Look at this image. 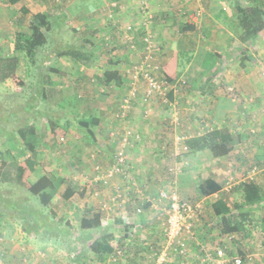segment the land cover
<instances>
[{
	"label": "rangeland",
	"instance_id": "374dc122",
	"mask_svg": "<svg viewBox=\"0 0 264 264\" xmlns=\"http://www.w3.org/2000/svg\"><path fill=\"white\" fill-rule=\"evenodd\" d=\"M43 1L46 7L44 13L50 17L51 26L45 32V45L37 50L34 58H26L21 52L12 51L10 46L14 40L4 37L5 34L10 33L9 28L11 27H13L14 39L17 32L27 33L33 16L27 13H19L16 16L11 14L7 21L0 17V27L5 32L0 37V57L5 60L13 56L17 58L13 74L5 81H0V150L8 149L17 161H24L30 151L22 144L16 130L24 125L37 123L42 133L35 143V150L38 152V166L27 181L33 185L45 178L47 173L65 179L58 193L45 206L41 205L36 198L31 197L25 186L0 182V196L18 202L22 200L34 208L41 209L60 230L58 234L52 233L53 239L51 240H42L41 234H30L29 238L35 240L37 237V242L40 244L51 241L60 245L62 242L65 252L68 249L72 251L76 245L79 254L74 256L65 254L72 261L82 256L81 248L86 247L84 252L86 257L82 259L83 262L78 261V264H98L97 259L95 260L97 253L90 249L92 239L89 240L87 235H103L104 233L102 230L95 233L94 229L87 231L82 228L80 221L83 215L94 218L95 215L98 217L102 214L101 212H104L100 206H94L99 197L103 196L101 191H107L108 200L113 198L117 203L115 210L117 221L115 225L110 226L113 231L119 229L122 224H130L131 220H136L137 216V220L141 217V214L134 215L133 211L131 215L122 214L124 205L126 206L127 203L141 208V213L146 214L149 207L146 205L139 207V204H149L159 208L158 204L150 203L155 202L158 191L161 189L175 190L181 199L191 206L193 217L188 221L191 227L188 236H185L188 241L187 254L181 257L169 253L165 264H222L216 256V249L223 251V259L231 260L238 255L251 258L252 264H264V236L260 235L255 225L256 210L252 209L249 218L251 225H247L245 232L225 234L220 218L214 211V205L204 199L205 192L201 190L205 186L204 181L212 180L214 177L209 174L210 171L203 169L202 165L207 164L210 160L209 156L206 158L204 154L207 153H199L197 161L187 153L181 143L182 137L187 135L179 130V124L186 119L185 107L189 109L191 105L201 104L202 106L199 105L200 110L202 108L205 110V107L209 108L212 102H206V97L200 95L197 90L193 92L188 84L183 82V72L191 64V56L179 54L177 57L176 54L181 52L180 49L183 48L181 46L184 42L194 44L195 40L199 39L204 43L205 39L211 40L209 35L203 28L191 32L183 31L180 35V30L172 25L162 24L159 27L157 23H154L155 17L153 12H150L152 8L147 4L148 0H136L135 15L138 17V22L127 23L121 30H118V33H104L99 34L98 37H94L93 33L84 35L85 33L79 32L80 30L69 27L64 16L57 17L60 19L56 20L52 16L51 13L56 9V5H61L63 0ZM250 2L251 0H231L230 10L235 17L228 19V24L231 21L234 23L240 21L239 18L244 26L258 27L264 24V16L257 18L258 15L252 14L250 18L247 17V14H250L248 12ZM108 4L111 9L122 10L124 0L112 6L110 1ZM259 4L264 11V0H260ZM73 7L75 5H72V9ZM196 12L197 10L193 14L194 17L201 20L204 14L198 15ZM185 16L188 20L191 14L185 13ZM91 19L95 20L94 16ZM204 19L205 17L202 18V22ZM168 21L170 18L167 19ZM75 22L79 23V20ZM229 26L232 35L229 36L228 44L223 46L226 48V53L221 55V62L224 65L220 64L217 73L222 79H218L216 88L221 94L231 93L233 100L239 102L243 98H240L226 79H223V70L226 72L230 66L235 68L243 66L238 60L243 48L249 49L251 53L264 60V31L256 37L242 40L244 36L234 37L231 24ZM239 30L241 29L239 28L238 32ZM133 36L139 37L141 49L137 41L134 39L132 41ZM146 36H150L154 49L149 54L151 58L148 69L153 66L159 68L156 78L167 82L169 91L165 100H161L156 94L147 97L144 79L133 78L132 67L141 64ZM94 39L98 43L93 41ZM81 40L86 47L80 46ZM244 44L248 47H244ZM7 45L10 46L7 47ZM94 46L99 47L97 53L92 50ZM68 47H72L68 56L53 57L55 52L66 51ZM86 49L92 52L94 57L90 58L87 63L80 64L77 58L85 57L83 52ZM173 57L177 58L176 65L172 67L175 74L166 77L167 73H164V69L170 66L168 62ZM105 72H111L113 80L108 81L104 75ZM263 72L264 63L263 68L256 72L258 78L264 81ZM115 75L119 78V82H116ZM207 76L209 79L203 78L202 84L204 85L209 86L210 82L217 79V76L215 77L212 73ZM129 95L132 96L131 107L126 106L128 104L125 101L129 100ZM186 96L194 97L193 101L187 102ZM129 105H131L130 101ZM135 110L138 113L134 114ZM133 114L137 117L135 118ZM82 117H85L84 119L97 118V126L91 129L93 134L98 135V139L93 138L92 140L88 137L87 131L78 125V120L83 119ZM181 117H183L182 120ZM202 119L204 120L202 126L205 124L210 126L205 116ZM68 120L71 126L64 130L62 126ZM52 121L55 123L57 121L60 124L59 128L55 127L52 130ZM238 133L244 135V139L253 138L255 140L257 136L256 130L251 129L248 124L246 128L239 129ZM130 134H135L139 138L135 139ZM143 135L146 138H143ZM233 136L235 137V133ZM122 137H125L126 141L122 142ZM245 151L246 154L251 155L252 153V149ZM118 152H123L126 158L122 168L126 169L129 177L124 178L123 174L118 173L119 176L110 177L106 183L98 181V177L103 176V173L115 164ZM201 158L205 160H200ZM230 159L226 157L221 163L231 165L233 161ZM211 161L212 159L209 162ZM3 165L4 162L0 159V172ZM255 166L257 167V164L247 163V176L244 175L246 171L238 178L229 179L228 176L231 173L218 176L220 190L222 187L231 186L227 192L228 196L223 191L222 193L233 214L240 212L233 206L241 203V184L244 183L243 180L251 181V178H254L252 171ZM66 188H73L75 191L68 200L62 198V193ZM71 202L75 203L72 204V208H69L68 205ZM80 204H86L85 208H79ZM88 206L92 209H87ZM6 222L12 225L10 228L21 229L16 221L7 219ZM43 224L40 223L38 228L43 227ZM120 231L126 232L125 226ZM133 231L130 232L131 235L129 234L130 248L136 251L135 258L139 259L134 260V264H145L155 253H159L164 245L165 237L163 235L159 237L160 239L144 240L139 235L134 238ZM40 232H42L41 229L37 231V233ZM84 236H86V242ZM0 251L3 253L4 249L1 247ZM71 262L70 264H73Z\"/></svg>",
	"mask_w": 264,
	"mask_h": 264
},
{
	"label": "crops",
	"instance_id": "0c3cea01",
	"mask_svg": "<svg viewBox=\"0 0 264 264\" xmlns=\"http://www.w3.org/2000/svg\"><path fill=\"white\" fill-rule=\"evenodd\" d=\"M109 1L111 2V6L120 2V0H74L72 2L70 0H63L61 5H56V9H54L51 14L54 18L60 17L59 15L64 16L66 18V24H68L69 27L80 30L79 32L85 33L84 35H90L93 33L94 37H98L99 34L102 35L104 33H118V30H121L125 25H127V23L131 24L130 22H138V17L135 15V9L137 6L135 3L136 0H124L122 10L117 8H109ZM146 2L153 9H151L152 11L150 10V12H153L152 14L155 17L154 23H157L159 27L162 26V24L172 25L174 28L180 30V35H182L183 31H187L185 30L187 26H193V31L198 28H203V30L209 35L211 40L207 41L205 39L204 43L199 39L195 40L194 44H188L187 42H184L181 46L183 48L180 49L181 52L176 54L177 57L179 54L183 56L187 54L190 55V65L194 63L195 54L199 49L207 50L217 57V63L213 68V70H215L213 75H215V77L217 76V79L209 83L210 88L203 94V92L200 91L201 88L198 86L196 88L189 86L192 91L197 90L200 95L206 97V102L210 101L212 102V105L207 109L205 107V110L203 108L200 110L199 105L201 104H194L195 106L191 105L189 109L185 107L187 110L185 111V117L187 120L185 119L179 124V130H182L187 135L182 137L181 143L183 148H185L183 145L184 139L202 135L214 128H224L232 135L235 133V137H241L238 145H235L232 151L225 157L213 158L208 151H202L203 153H207L204 154L206 158L209 156L208 159H212L211 162L208 160L206 165H202L203 169H207L208 172L210 171L209 174L214 176L212 177V180L220 185L218 176L224 174L229 175V173H231V175L228 176L229 179L238 178L239 176L243 175L244 171H246L244 175L248 174L247 163L250 162L257 164V167L255 166L252 171L254 178H251V182L258 186L260 193L263 196V201L261 205L257 206L255 209V216L257 217L255 220V225L256 228H258L260 235L264 236V226L262 225V221L264 220V81L261 78H258L256 75L258 69L260 70L263 68L264 60L260 59L258 55H255L249 51V53L254 57L251 61L242 62L238 57L240 65H243L242 67L240 66V68H235L230 66L226 72L223 70V79H226L231 87L237 91V94L240 96V98H243V100L240 99L239 102H237L236 100H233L231 93L228 94L227 92H224L221 94L216 88V84L219 82L218 79H222L217 73L219 71L218 67L220 64L224 65L221 62V55L226 53V48H223V46L228 44L230 39L229 36L232 35L229 29L230 24H228V19H231L232 17L230 10L231 0H148ZM72 5H75L73 9ZM21 8L27 9L26 13L31 17L37 13H44L46 10L43 0H17L14 4H10L9 0H0V17H3V19L7 21L11 14H15L13 16H16V14L18 15L19 13L22 14ZM196 10V14H204L203 17H205V19L203 22V17L201 20H198L194 17L193 14ZM154 12H156V14H154ZM185 13L191 14L190 19L187 18L188 20H186L187 16H185ZM182 15H184V17ZM93 16L95 20L91 19ZM168 18H170V21L167 22ZM84 19L87 20L84 21ZM75 20H79V23H76ZM151 22L152 19L148 23L149 26ZM136 25H138V23ZM1 29L3 28L0 27V37L3 35V33H5ZM12 29L13 27L9 28L10 33L4 35L5 39L8 38L14 40V31ZM133 39L138 42L139 48L141 49L139 37L133 36L132 41ZM5 41L7 42V40ZM93 41L98 43V41L95 39ZM13 43H11V46L7 45V47L10 46L12 51H14ZM80 43L81 47H86V45L83 43V40H81ZM246 45L247 44H244V47ZM98 48V46H94L92 49L93 52L97 53ZM244 49L247 48H243V50ZM134 52H136L135 49ZM258 53L260 52L258 51ZM176 63L177 58L174 66ZM187 70L188 66L185 68L183 75ZM198 70L199 68H197L196 71ZM164 73H167L165 74L166 77H170V75L175 74L171 66L165 67ZM201 83H203V78ZM193 98L194 97L186 96L187 102L193 101ZM136 113H138L137 110L134 111V114ZM204 116L206 119H208L207 122L210 123V126L206 124L202 126V122H204L202 117ZM134 117L136 118L137 116L134 115ZM182 119L183 117H181V120ZM197 121L200 123L199 125ZM247 124L251 127V129L253 128L256 130L257 136L255 137V140L253 138L244 139V135L242 136L240 133H238V130L246 128ZM191 132L196 133L191 135ZM94 138L98 139V135L94 134ZM143 138H146V136L143 135ZM246 149H249L250 151L252 149L251 155L245 153ZM186 151L189 155L191 154L192 158H196L195 160L198 159L197 154L202 153L188 150ZM226 157L229 159L234 157L233 159H230L233 161L231 165L229 163H221V161L223 162L222 159H225ZM200 160L205 159L201 158ZM257 168L259 170H257ZM107 171H109V169L103 173V176L108 174ZM116 175L119 176L118 173L113 176ZM106 179L109 180L110 178L107 177ZM243 182L248 181L243 180ZM229 189H231V186L229 188L222 187L219 192H213L210 194L205 193L204 199L211 202V205H214V203L218 200H222L227 204V206H229L224 197V194L228 196L227 192ZM201 190H203L204 193L206 192L207 188H201ZM100 193L103 194V196H100V201L98 199V202L93 205L95 207L100 206V209L104 212H101L102 214L98 215L97 220L100 225L99 227L94 228V231L96 233L99 230H102L104 234H88L87 238L89 240L92 239L90 241L92 242L93 240L105 235L111 236L112 239L109 245L112 247V252L108 255H102L101 258H98L97 255L95 260L97 259L98 264H134V260L138 261L139 259L135 258L136 251L130 248V232L134 230V238L137 235H139L144 240H148L149 238H159L164 235V215L158 208H155L156 206H150L149 204L141 203L138 205L139 207H144V205L149 207L147 213L145 212L146 214H143L144 212H142L140 213L141 217L139 220H137V216L136 220H131L130 224H122V226L120 225L119 229L112 231L110 226L113 224L115 225L117 221V213L115 212L117 209V203L114 202L113 198L111 199L112 201L108 200L109 196H106L108 194L107 191H101ZM73 203L75 202H71L68 207L72 208ZM85 205L86 204H80L79 208L83 209L85 208ZM127 205H129L130 211H128ZM91 206H88L87 209H92ZM137 208L138 207L127 203L126 206L124 205V211L122 214L131 215L133 211V214L135 215V210ZM124 226L126 228V232L122 233L120 229L124 228ZM156 227H158V229H156ZM86 230L90 231L92 229ZM84 240L85 242L87 241L86 236H84ZM62 246V242L60 245L51 241L40 244L37 242V237L35 240L30 239L29 235L22 232V230L18 227L9 228L6 231L0 229V248L2 247L4 249L3 253L0 255V264H70L72 260H70L69 256L67 258L65 254L67 253L74 256L75 254H79V249H77V246L75 245L72 251L68 249L65 252V248ZM84 248H81V251L83 250L82 256H78V258H75V260H73L71 263L78 264V261H82L84 256L86 257V254L84 253L86 247ZM140 255H142V253H140Z\"/></svg>",
	"mask_w": 264,
	"mask_h": 264
},
{
	"label": "trees",
	"instance_id": "16d2710c",
	"mask_svg": "<svg viewBox=\"0 0 264 264\" xmlns=\"http://www.w3.org/2000/svg\"><path fill=\"white\" fill-rule=\"evenodd\" d=\"M16 1L17 0H9L10 4H14ZM259 1L260 0H251L250 10H248L250 14H247V17L250 18L252 14H255L256 16L258 15L257 18L264 16V11L260 7ZM21 12L22 14H25L27 9L21 8ZM59 16L61 17L62 15ZM233 17H235L234 14L232 15V18ZM54 19L56 20L60 18L55 17ZM49 20L50 17L45 13H37L34 15L29 26V31L27 33L17 32L15 34L13 43L14 51L21 52L26 58H34L37 50L42 48L46 43L45 32L51 26V22ZM239 20L241 21V18H239ZM240 21L236 23L231 21L230 23L232 24L231 26L234 37L237 36L242 38L244 36L242 40H246L256 37L259 33H261V31H264L263 23L258 27H253L252 25L244 26L240 23ZM239 28L241 30L238 32ZM185 30L193 31L194 27L187 26ZM70 49L71 48L66 51L61 50L58 53L55 52L56 54L54 53L55 55L53 54V57L68 56ZM249 51V49H244L240 52V61H251L254 58ZM84 54L85 57L77 58L80 64H85L90 58L94 57V54L87 49L84 50L83 55ZM175 62L176 57H173L169 62L170 66L174 67ZM216 63L217 57L213 53L204 49H199L195 54L194 63L188 67V70L183 75V82L193 88L197 86L202 88V92L204 94L210 86L202 84L201 80L204 77H207L206 80L209 79L207 74L214 73L215 70H213V68ZM16 65V57H8L6 60L5 58L0 57L1 82L5 81L13 74ZM197 68H199L198 71H196ZM104 75L108 81L113 80L111 78V72H105ZM115 77L116 82H119V78H117L116 75ZM84 118L78 120V125L85 129L88 137L93 140L94 132L91 128L97 126L98 120L94 117ZM59 126L60 124L57 121L56 123L55 121L51 122L52 130H54L55 127L59 128ZM70 126L71 122L68 120L63 124L62 128L65 130ZM16 134L20 138L22 144L30 151V154L24 161L19 162L10 150H0V159L4 162L3 168L0 172V182L25 186L28 189L27 191L30 192V196L36 198L39 200L41 205L45 206L58 193V190L64 184L65 179L63 177L47 173L45 178L31 185L27 179L35 172L36 167L38 166V152L35 150V143L42 135L41 128L37 123L24 125L16 130ZM240 138V136L234 137L224 128H214L202 135L184 139L183 145L188 151H208L213 158H222L227 156L235 145H238ZM204 185V188H207L205 192L206 194L220 191L219 185L211 179H206L204 181ZM240 189L242 191V202L240 204H234L233 206L235 210L240 211L239 213L237 212V214H233L230 206H227V204L222 200H218L214 203V211L220 218L222 230L228 235L245 232L247 225H251L249 218L251 216L250 213L252 209H256V207L260 206L263 201V196L261 195L258 186H256L253 182L248 181L242 183ZM74 192L73 188H66L62 193V198L64 200H68L74 195ZM127 209L130 211L129 205H127ZM44 213L45 212L41 209L34 208L28 205V203L22 202V200L18 202L15 200L4 199L0 196V229L4 231L8 230L12 226L6 222L7 219H11L19 224L22 232L25 234H41L43 237L42 240H51L53 239L52 233L58 234L60 230L57 225L54 224V222ZM97 218V215H95L94 218L84 216L80 221L82 228L86 230L99 227L100 223ZM40 223H44L43 227L38 228ZM262 225L264 226V220L262 221ZM39 229H41L42 232L37 233ZM111 239L112 237L109 235L97 238L92 241L90 249L97 253L98 258H101L102 255H108L112 252V247L109 245Z\"/></svg>",
	"mask_w": 264,
	"mask_h": 264
},
{
	"label": "built area",
	"instance_id": "2783aa9c",
	"mask_svg": "<svg viewBox=\"0 0 264 264\" xmlns=\"http://www.w3.org/2000/svg\"><path fill=\"white\" fill-rule=\"evenodd\" d=\"M199 15V14H198ZM130 29V27H128ZM144 56L143 60L141 59V64L139 66L134 65L132 67L133 78L137 79L138 77L144 79L146 83V93L147 97L150 95L156 94L161 100H165L166 95L168 94L169 88L166 81H160L156 77V72L159 68L153 66L151 69L149 62L151 56L149 55L154 49L152 48V42L150 36L144 38ZM264 76V72L262 73ZM129 100H125L128 105L132 106V96L129 95ZM129 101L130 104L129 105ZM129 135V132L127 133ZM131 135V134H130ZM133 138L138 139L139 136L132 134ZM126 141V138L122 137V142ZM185 149V148H184ZM186 150V149H185ZM125 156L123 152H118L116 157L115 164L109 169L106 176H99L98 181L106 183L107 177H112L117 173L123 174V177L128 178L129 174L125 168H122L125 164ZM98 170V169H96ZM158 195L155 198V202H150L147 199H144L146 202L151 204H158L160 212L164 215V245L162 246L159 253H155L154 256L149 259L145 264H165L167 256L169 253L174 255L184 257L187 254V239L185 236L189 233L191 224L188 222L193 217V210L191 206L177 194L175 190H165L161 189L157 193ZM157 208V207H155ZM136 214L141 213V208L135 210ZM188 236V235H187ZM2 253H0L1 255ZM216 256L222 262V264H252L251 258H244L241 256H235L231 260L223 259L224 253L221 249H216Z\"/></svg>",
	"mask_w": 264,
	"mask_h": 264
}]
</instances>
